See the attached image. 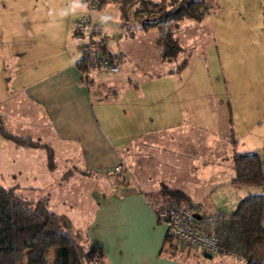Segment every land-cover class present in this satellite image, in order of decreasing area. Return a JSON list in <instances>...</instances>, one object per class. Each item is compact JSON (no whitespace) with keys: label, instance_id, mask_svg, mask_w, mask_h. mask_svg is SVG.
Segmentation results:
<instances>
[{"label":"crops","instance_id":"1","mask_svg":"<svg viewBox=\"0 0 264 264\" xmlns=\"http://www.w3.org/2000/svg\"><path fill=\"white\" fill-rule=\"evenodd\" d=\"M86 10L83 0H0V103H3L0 114L5 123L17 133L40 136L50 142L54 154L56 147L72 152L69 144L77 146L75 154L80 152L85 172L104 175L105 190L96 193V206L82 232L102 249L109 264H196L202 260L201 254L210 257L208 264H229L235 259L244 262L233 253L218 250L207 254L193 247H178L176 254H166L161 248L167 228L159 219L156 201L162 198L160 185L166 183L183 188L193 203L203 207L201 196L196 194L202 184L193 178V158L212 150L211 156H203L202 162L218 166L222 155H216L219 142L213 146L203 144L199 138L203 132L198 129L209 133L215 142L221 139L231 158L233 134L236 149L258 152L264 172V67L258 74L259 83L251 88L257 94L251 100V118L234 119L228 105V126L220 125L224 129L222 135L209 122L204 124L194 117L164 120L154 125L164 128V132H152L138 147L123 154L121 149H130V142L123 140L116 145L112 141L99 123L87 87L80 81L76 61L81 53L82 36L75 31L74 23ZM118 12L119 19L124 21L119 6ZM11 95H15V108L34 105L41 109L42 115L37 120H27L12 113L5 101ZM0 138V149H9L12 154V158L5 160L12 171H20L25 162L32 163L31 159L20 160L18 152L21 148L33 147L16 146L13 141L8 143L10 139L1 135ZM56 139L59 143L55 147L53 140ZM120 159L128 167L125 182L108 172ZM225 164L226 176L218 175L206 186L211 194L218 190V197L204 199V209L223 211L226 204L231 207L248 193L260 192L264 196V181L233 183L230 181L234 172L232 163ZM133 175L139 179V185L129 179Z\"/></svg>","mask_w":264,"mask_h":264},{"label":"rangeland","instance_id":"2","mask_svg":"<svg viewBox=\"0 0 264 264\" xmlns=\"http://www.w3.org/2000/svg\"><path fill=\"white\" fill-rule=\"evenodd\" d=\"M206 1L209 11L201 19L183 17L177 20L175 34L183 49L171 59L160 57L155 42L157 27H144L143 14L137 16L128 11V16L121 21L118 5L114 2L93 9V16L103 25L107 48L118 54L119 68L98 71L89 83L83 84L88 89L99 123L112 141L116 145L123 140L130 142V149H121L123 154L138 147V143L149 138L152 132H164V128L154 126L164 120L172 122L194 117L204 124L209 122L222 135L223 128L228 126V105L234 119L252 117L250 104L257 94L251 88L259 83L258 74L264 67V0ZM185 56L188 57L186 65L177 71ZM14 96L5 100L11 106L9 111L27 120H37L39 114L42 115L41 109L34 105L15 108ZM148 127L150 129H146ZM198 131L203 132L199 136L203 144L213 146L219 142L216 155H222L218 166L202 162L203 156H211L212 150L193 158V178L202 184L196 194L201 196L199 200L206 208L204 199L210 201L212 197H218V190L211 194L206 191V186L216 176H226L228 166L224 163L231 164L232 158L221 139L215 142L209 133L202 129ZM7 141L11 143V140ZM53 143L56 147L59 140H53ZM69 146L72 152L56 147L57 164L53 168H48L42 148H21L18 158L31 159L32 163H23L20 171L10 169L5 160L12 158V154L1 147L0 183L16 186L27 198L45 196L49 207L58 213L61 226L77 235L91 218L96 193L105 190L107 180L103 179L104 175L85 172L80 152L75 154L77 146ZM129 179L135 185L140 184L134 175ZM233 207L226 204L222 209L228 214ZM52 255L50 248L46 256L51 260ZM201 256L202 260L196 264H208L210 257ZM229 264L244 262L235 259Z\"/></svg>","mask_w":264,"mask_h":264},{"label":"trees","instance_id":"3","mask_svg":"<svg viewBox=\"0 0 264 264\" xmlns=\"http://www.w3.org/2000/svg\"><path fill=\"white\" fill-rule=\"evenodd\" d=\"M108 1L118 3L120 17L123 20L130 11L137 16L142 14L145 16L142 19L144 27L150 25L157 27L155 42L162 59L177 57L182 50V44L175 34L177 20L183 17L198 20L209 11L206 0H98L97 6L100 7ZM101 27L102 31L96 33L97 62L92 67L94 76L103 70L99 67L101 60L116 62L118 56L106 48L102 24ZM80 52L76 64L82 77L81 71L88 69L84 66L87 54L81 49ZM187 60L188 57H183L176 69L182 68ZM0 135L13 141L16 146L43 148L48 167L55 166L54 149L50 142L40 136L15 132L8 127L1 114ZM230 139L234 145L232 151L234 172L230 181L238 184L262 183L264 172L258 152L238 150L235 148L236 137L231 134ZM114 177L121 182L128 180L127 175L121 179ZM159 191L162 198L156 201L157 212L167 205L181 204L204 209L193 203L189 194L179 186L162 183ZM263 211L262 193H248L240 197L233 209L214 228L219 237L218 250L241 257L244 264H264ZM75 235L61 226L58 213L49 207L45 196L37 199L27 198L16 189V186L0 183V264H109L102 249L92 244L86 233L80 231ZM50 248L53 252L51 260L46 256ZM161 249L170 256L179 250L173 235L168 231Z\"/></svg>","mask_w":264,"mask_h":264},{"label":"built area","instance_id":"4","mask_svg":"<svg viewBox=\"0 0 264 264\" xmlns=\"http://www.w3.org/2000/svg\"><path fill=\"white\" fill-rule=\"evenodd\" d=\"M83 1L87 6V11L76 19L74 29L83 37L79 47L87 54L84 58V66L88 69L81 71L80 81L87 84L91 78H94L92 67L97 62L95 59L96 33H100L102 27L93 16V9L97 6L98 0ZM99 67L107 71H116L119 65L117 62L104 59L101 60ZM127 171L126 163L120 159L108 172L121 179ZM158 216L166 225L167 231L173 235L178 247L190 246L210 254L218 251L219 237L214 228L226 216L223 211H207L187 204L167 205L158 210Z\"/></svg>","mask_w":264,"mask_h":264}]
</instances>
